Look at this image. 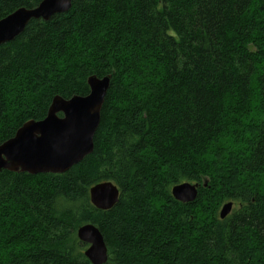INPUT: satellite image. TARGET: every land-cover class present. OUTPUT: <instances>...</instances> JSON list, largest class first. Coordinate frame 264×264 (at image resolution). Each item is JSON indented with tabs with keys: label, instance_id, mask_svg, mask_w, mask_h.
Wrapping results in <instances>:
<instances>
[{
	"label": "trees",
	"instance_id": "trees-1",
	"mask_svg": "<svg viewBox=\"0 0 264 264\" xmlns=\"http://www.w3.org/2000/svg\"><path fill=\"white\" fill-rule=\"evenodd\" d=\"M40 1L0 0V20ZM92 75L112 77L93 153L64 174L0 173V264H90L85 224L106 264H264V0H72L31 21L0 46V144ZM103 182L119 190L108 211L89 199ZM183 183L194 202L173 199Z\"/></svg>",
	"mask_w": 264,
	"mask_h": 264
},
{
	"label": "water",
	"instance_id": "water-1",
	"mask_svg": "<svg viewBox=\"0 0 264 264\" xmlns=\"http://www.w3.org/2000/svg\"><path fill=\"white\" fill-rule=\"evenodd\" d=\"M71 7L72 0H41L35 8H18L0 20V46L14 41L31 21L48 22L56 15L69 12ZM111 78V75L89 76L86 96H73L68 100L53 97L43 120L25 122L12 138L0 144V173L59 175L91 155ZM199 187V184H179L172 187L171 195L179 203H192L198 196ZM89 199L97 210L108 211L118 203L119 190L112 182L99 183L90 188ZM232 209L231 202L222 206L220 220H224ZM76 236L86 246L83 254L90 264L107 263V246L94 225L79 227Z\"/></svg>",
	"mask_w": 264,
	"mask_h": 264
},
{
	"label": "rangeland",
	"instance_id": "rangeland-1",
	"mask_svg": "<svg viewBox=\"0 0 264 264\" xmlns=\"http://www.w3.org/2000/svg\"><path fill=\"white\" fill-rule=\"evenodd\" d=\"M241 205L240 204H238V203H234L233 204V210H232V212L234 211V210H237L239 207H240ZM10 208H13V207H10ZM222 208V207H221ZM221 210V209H220ZM220 212V211H219ZM231 212V213H232ZM85 250V249H84Z\"/></svg>",
	"mask_w": 264,
	"mask_h": 264
},
{
	"label": "bare ground",
	"instance_id": "bare-ground-1",
	"mask_svg": "<svg viewBox=\"0 0 264 264\" xmlns=\"http://www.w3.org/2000/svg\"><path fill=\"white\" fill-rule=\"evenodd\" d=\"M34 8H35V7H34ZM15 11H16V10H15ZM12 13H13V12H12ZM9 15H10V14H9ZM7 16H8V15H7ZM7 16H6V17H7ZM4 18H5V17H4ZM47 111H48V110H47ZM45 117H46V116H45ZM232 210H233V209H232ZM229 215H230V214H229Z\"/></svg>",
	"mask_w": 264,
	"mask_h": 264
}]
</instances>
